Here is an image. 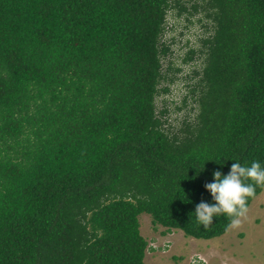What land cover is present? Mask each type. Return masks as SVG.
I'll return each mask as SVG.
<instances>
[{"label":"trees","instance_id":"1","mask_svg":"<svg viewBox=\"0 0 264 264\" xmlns=\"http://www.w3.org/2000/svg\"><path fill=\"white\" fill-rule=\"evenodd\" d=\"M172 10L210 21L178 131L155 106ZM254 161L264 0H0V264H143L141 212L161 233L217 236L228 218L196 222L204 185Z\"/></svg>","mask_w":264,"mask_h":264},{"label":"rangeland","instance_id":"2","mask_svg":"<svg viewBox=\"0 0 264 264\" xmlns=\"http://www.w3.org/2000/svg\"><path fill=\"white\" fill-rule=\"evenodd\" d=\"M169 12L160 37L166 51L161 57L164 76L159 82V87L167 89L155 97V106L157 112L164 110L160 116L163 128L178 131L183 125L182 121L191 120L196 111L193 97L197 88L193 87L196 86V70L201 63L198 50L201 39L210 33V21L201 10L180 15L173 10ZM189 49L196 52L192 53L191 59L183 61ZM247 207L248 212L239 228L227 227L223 233L208 238L211 240L209 243L201 241L205 238L184 235L177 229H170L173 232H168L165 236L158 234L154 237L150 215L146 212L139 213L138 228L146 241L160 242L164 238L170 240L165 250L147 248L144 251L143 264H188V256L192 252L204 256L208 264H264V186L250 200ZM192 238L198 241L193 242ZM209 246H213V251L206 255V258L201 251Z\"/></svg>","mask_w":264,"mask_h":264},{"label":"clouds","instance_id":"3","mask_svg":"<svg viewBox=\"0 0 264 264\" xmlns=\"http://www.w3.org/2000/svg\"><path fill=\"white\" fill-rule=\"evenodd\" d=\"M212 176L213 182L206 183L204 188L214 203L201 201L196 205V222L207 229L215 217L224 216L229 219V228H239L248 212L249 198L255 196L257 187L264 186V167L256 161L248 167L234 162L227 175L217 170Z\"/></svg>","mask_w":264,"mask_h":264},{"label":"built area","instance_id":"4","mask_svg":"<svg viewBox=\"0 0 264 264\" xmlns=\"http://www.w3.org/2000/svg\"><path fill=\"white\" fill-rule=\"evenodd\" d=\"M170 240L168 238H164L160 242H156L155 240L147 241L146 248H160L161 250H165L169 246ZM188 264H208L206 260L198 253L192 252L188 256Z\"/></svg>","mask_w":264,"mask_h":264},{"label":"crops","instance_id":"5","mask_svg":"<svg viewBox=\"0 0 264 264\" xmlns=\"http://www.w3.org/2000/svg\"><path fill=\"white\" fill-rule=\"evenodd\" d=\"M161 229H163V227L162 226H160V227H156L155 229H154V234H153V236L154 237H156V236H158V234L160 235V234H162V236H165V234L166 233H168V232H173L172 230H169V231H165V232H163V233H161V232H159V231H161ZM171 229H177V230H179V231H181L180 229H178V228H171ZM155 231H157V233H155ZM182 232V231H181ZM149 236V235H148ZM161 236V237H162ZM149 238H150V236H149ZM193 242H197L196 240H194L193 238L191 239ZM202 242H206V243H209L211 240H209L208 238H205V240H201ZM213 246H209V247H205L204 248V251H201V252H203L204 254H205V257H206V255L208 256V254H210V253H212V251H213V248H212ZM203 258H204V256H203ZM207 258V257H206ZM205 259V258H204ZM206 260V259H205ZM206 262H207V260H206Z\"/></svg>","mask_w":264,"mask_h":264}]
</instances>
